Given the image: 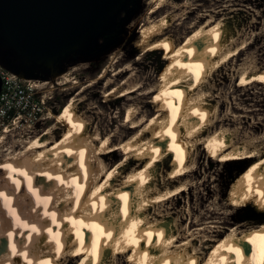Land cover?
<instances>
[{"label":"bare ground","instance_id":"1","mask_svg":"<svg viewBox=\"0 0 264 264\" xmlns=\"http://www.w3.org/2000/svg\"><path fill=\"white\" fill-rule=\"evenodd\" d=\"M164 5L177 12L189 4L156 0L149 13ZM175 12L148 17L138 30L152 41L151 49H162L172 60L164 78L143 92L158 91L152 115L154 107L125 101L111 119L117 122L124 110L115 128H102L97 119L96 131H89L88 116L101 114L98 104L81 111L78 104L84 101L70 98L63 117L45 115L49 125L32 139L5 146L1 135L0 264H70L78 256L77 264H113L123 239L124 249L142 246L140 264H264V217L223 227L192 219L190 207L166 214L173 207L165 204L193 185L190 175L202 148L212 151L214 161H252L242 179V197L264 203V135L241 132L234 119L218 118V103L207 101L201 88L243 44L226 47L229 28L211 11L190 23L175 43L161 34L183 18ZM130 70L125 65L114 75ZM238 76L240 83L264 81V69L244 67ZM132 81L130 72L119 83L108 78L104 92L130 95L142 87ZM109 165L114 166L104 174ZM95 175L101 179L94 181Z\"/></svg>","mask_w":264,"mask_h":264},{"label":"rangeland","instance_id":"2","mask_svg":"<svg viewBox=\"0 0 264 264\" xmlns=\"http://www.w3.org/2000/svg\"><path fill=\"white\" fill-rule=\"evenodd\" d=\"M128 2L126 12L124 14L120 12L110 24L109 35L98 39L95 47L90 46L88 54L72 55L61 63L59 71L34 76L33 79L47 81L40 93L46 94L49 98L47 101H30L26 113L17 118L0 117V137L3 135L5 146L20 145L22 139L26 137L32 139L34 135L42 132L50 122L44 117L47 114L62 118V108L70 98L74 101H84L78 104L81 111L88 103L98 104L96 111L101 114L96 119L88 116L89 131L93 128V123L96 124L97 119L102 128H115L116 123L121 122L119 119L124 116V110L117 122L111 119L122 107L125 108V101H142L143 107L147 109L154 107L153 104L159 101L158 91L144 95L143 92L154 86L158 79L164 78V72L168 70L172 60L165 57L162 49H151L152 41L138 30L148 17L155 19L162 13L172 14L175 11H172L168 5H164L165 7L150 14L149 11L156 0H129ZM169 2L176 5L185 2L189 4L188 8L182 7L177 11L182 13L183 18L171 21L161 33L169 35L175 43L189 32L190 23L202 21L203 18L200 19L198 16H204L211 11L213 18H223V23L229 28L231 37L228 35L227 39H230L231 43L226 47L233 48L243 44L239 52L211 71L201 88L207 95V101L218 103V118L227 116L234 119L232 123L236 122L233 124L239 125L241 132L248 131L255 136L264 135V81L257 79L249 83H240L238 76L244 67L249 70L264 69V0H169ZM228 40L225 43H229ZM125 65H128L131 70L115 76L114 71ZM104 70L107 71L100 76ZM129 72L132 82L142 85L138 91L123 97L118 96L117 93L105 94L106 79L119 83ZM128 108L129 106L126 107L125 114ZM156 110L157 108L154 107L151 115ZM14 120H17L15 124H13ZM63 123L61 122L60 126ZM5 126L9 128L7 134L2 131ZM96 128L94 127L93 130L96 131ZM58 130L61 132V129ZM102 133L103 136L107 135L105 132ZM202 150L197 154L195 171L190 175L193 185L165 204L173 207L168 209L169 213L166 214L171 215L170 212L175 210L181 214L183 210L190 207L192 219L200 217L201 221H218L223 227H230L242 221H256L264 217L262 201L242 197L244 171L252 161H214L211 158V150L207 148ZM102 155L111 157L104 153L100 156ZM117 159H114L112 163ZM170 159L166 165L171 164ZM114 165H109L104 174H108ZM101 167L103 171V163ZM24 178L28 182L27 178ZM187 178L189 179V176ZM100 179V176L95 175L94 181ZM51 186L55 185L51 184ZM23 201L27 208L31 206L32 209H36L24 199ZM36 230L38 231L39 228ZM26 237L28 238V235ZM44 240L49 245L52 244L46 238ZM124 241V239L121 240L119 253L113 264H140L142 246L124 249ZM80 257H74L70 264H77Z\"/></svg>","mask_w":264,"mask_h":264},{"label":"water","instance_id":"3","mask_svg":"<svg viewBox=\"0 0 264 264\" xmlns=\"http://www.w3.org/2000/svg\"><path fill=\"white\" fill-rule=\"evenodd\" d=\"M129 0H0V65L21 78L59 71L109 35Z\"/></svg>","mask_w":264,"mask_h":264},{"label":"built area","instance_id":"4","mask_svg":"<svg viewBox=\"0 0 264 264\" xmlns=\"http://www.w3.org/2000/svg\"><path fill=\"white\" fill-rule=\"evenodd\" d=\"M47 81L21 78L0 65V117L13 119L24 115L30 101H47L41 94Z\"/></svg>","mask_w":264,"mask_h":264},{"label":"trees","instance_id":"5","mask_svg":"<svg viewBox=\"0 0 264 264\" xmlns=\"http://www.w3.org/2000/svg\"><path fill=\"white\" fill-rule=\"evenodd\" d=\"M244 172H245V171H244ZM244 172H243V173H244ZM241 178H242V177H241Z\"/></svg>","mask_w":264,"mask_h":264},{"label":"flooded vegetation","instance_id":"6","mask_svg":"<svg viewBox=\"0 0 264 264\" xmlns=\"http://www.w3.org/2000/svg\"><path fill=\"white\" fill-rule=\"evenodd\" d=\"M165 52V51H164Z\"/></svg>","mask_w":264,"mask_h":264}]
</instances>
